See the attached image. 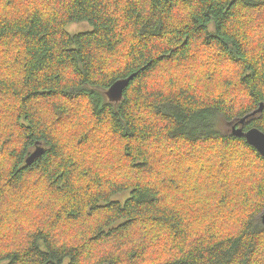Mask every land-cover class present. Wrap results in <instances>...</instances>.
I'll return each instance as SVG.
<instances>
[{"label":"trees","instance_id":"1","mask_svg":"<svg viewBox=\"0 0 264 264\" xmlns=\"http://www.w3.org/2000/svg\"><path fill=\"white\" fill-rule=\"evenodd\" d=\"M261 104L264 0H0V264H264Z\"/></svg>","mask_w":264,"mask_h":264},{"label":"water","instance_id":"2","mask_svg":"<svg viewBox=\"0 0 264 264\" xmlns=\"http://www.w3.org/2000/svg\"><path fill=\"white\" fill-rule=\"evenodd\" d=\"M131 79L125 78L117 80L115 83L111 85V87L107 90L106 95L108 96L110 101L120 102L124 97V93L126 88L129 86ZM263 104L254 111L251 115H247L242 118L237 124H234L231 128L232 134L236 137H243L246 139L247 143L255 148L260 155L264 157V131L260 130L257 127H252L248 130H245L246 120L250 116H255L258 113H262ZM44 153V149L41 146H38L36 150L30 155L27 159L28 164L34 163V161L42 156ZM261 223L264 226V213L261 215Z\"/></svg>","mask_w":264,"mask_h":264},{"label":"rangeland","instance_id":"3","mask_svg":"<svg viewBox=\"0 0 264 264\" xmlns=\"http://www.w3.org/2000/svg\"><path fill=\"white\" fill-rule=\"evenodd\" d=\"M89 29H90V25L85 24V23H76V24L73 23V24L69 25L67 28V30L71 33L84 32V31H88ZM224 130L227 131V128H225ZM230 130H231V128H230ZM127 196H128L127 194H123V195L119 196L118 198L123 200Z\"/></svg>","mask_w":264,"mask_h":264},{"label":"clouds","instance_id":"4","mask_svg":"<svg viewBox=\"0 0 264 264\" xmlns=\"http://www.w3.org/2000/svg\"><path fill=\"white\" fill-rule=\"evenodd\" d=\"M0 243L4 244L7 247L8 245L12 244L13 241L6 236L3 240H0Z\"/></svg>","mask_w":264,"mask_h":264}]
</instances>
